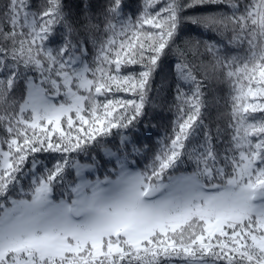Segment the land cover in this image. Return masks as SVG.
<instances>
[{"label":"snow or ice","instance_id":"1","mask_svg":"<svg viewBox=\"0 0 264 264\" xmlns=\"http://www.w3.org/2000/svg\"><path fill=\"white\" fill-rule=\"evenodd\" d=\"M0 264H264V0H0Z\"/></svg>","mask_w":264,"mask_h":264}]
</instances>
